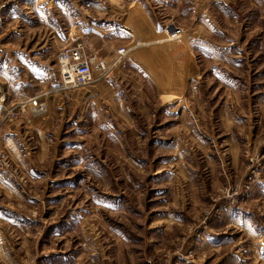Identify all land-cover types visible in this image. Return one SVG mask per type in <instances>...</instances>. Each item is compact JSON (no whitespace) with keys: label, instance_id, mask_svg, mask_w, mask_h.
<instances>
[{"label":"rangeland","instance_id":"rangeland-1","mask_svg":"<svg viewBox=\"0 0 264 264\" xmlns=\"http://www.w3.org/2000/svg\"><path fill=\"white\" fill-rule=\"evenodd\" d=\"M0 152V264H264V0H0Z\"/></svg>","mask_w":264,"mask_h":264},{"label":"built area","instance_id":"built-area-1","mask_svg":"<svg viewBox=\"0 0 264 264\" xmlns=\"http://www.w3.org/2000/svg\"><path fill=\"white\" fill-rule=\"evenodd\" d=\"M172 29L179 30L174 27ZM123 52V49H117V59L123 55ZM56 65L60 85L65 89L82 86L95 80H102L107 76L110 69V65L105 58L85 53L80 44L62 48L57 55ZM45 102L46 95H41L33 98L28 103H33L34 108L32 111L37 114L36 110L42 109L41 111H43V108L46 107ZM0 167H3L4 170L10 167L5 155L1 152Z\"/></svg>","mask_w":264,"mask_h":264},{"label":"crops","instance_id":"crops-1","mask_svg":"<svg viewBox=\"0 0 264 264\" xmlns=\"http://www.w3.org/2000/svg\"><path fill=\"white\" fill-rule=\"evenodd\" d=\"M69 33H70V31H69ZM169 34H171L170 32H168ZM174 33V32H173ZM166 34V33H165ZM176 39H182L183 40V38L181 37V33H179V32H175L173 35H169L168 37H165V38H162V39H158L157 41L159 42V43H161V42H168V41H173V40H176ZM184 42V41H183ZM214 45H216V44H214ZM207 46L206 45H203V51H205V50H207V48H206ZM167 56L169 57L170 56V54H167ZM171 73H172V71H171ZM150 81H151V84H153L154 83V81H153V78L151 77L150 78ZM170 81V80H169ZM168 84H170V83H168ZM161 86H163V84L161 85V84H159V87L161 88ZM167 90H171L172 92H179V91H181L182 89H181V86L180 87H168V85H167ZM89 97V96H88ZM55 98V97H54ZM57 98V97H56ZM55 98V99H56ZM58 100H59V98H57ZM82 99H83V97H81V98H79V101H78V103H81L82 102ZM92 100V98H90V101ZM51 101H53L52 99L49 101V103L51 102ZM59 102V101H58ZM61 103V102H60ZM29 104V103H28ZM66 104V103H65ZM47 105V102H45V106ZM66 105H70V104H66ZM66 107H68V106H65V109H66ZM31 109V108H30ZM227 110V109H226ZM226 110H221V111H223V113H218V123L219 124H221V127H224V128H227V129H230L231 127H232V124H233V121H232V116H230V115H228L227 114V111ZM227 114V115H226ZM232 123V124H231ZM235 134V135H234ZM229 135H230V137H229V139H228V141H229V144H230V147H231V149L232 148H235L236 147V145L238 144V142L236 141V138H235V136H236V131H229Z\"/></svg>","mask_w":264,"mask_h":264},{"label":"bare ground","instance_id":"bare-ground-1","mask_svg":"<svg viewBox=\"0 0 264 264\" xmlns=\"http://www.w3.org/2000/svg\"><path fill=\"white\" fill-rule=\"evenodd\" d=\"M32 109H33V107H32ZM41 110H42V109H38V110H36L38 115H40V113L43 112V111H41Z\"/></svg>","mask_w":264,"mask_h":264}]
</instances>
